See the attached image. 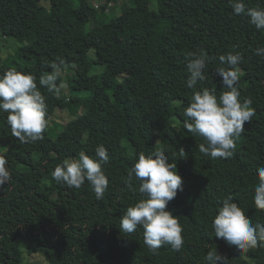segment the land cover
Returning a JSON list of instances; mask_svg holds the SVG:
<instances>
[{"label": "trees", "instance_id": "trees-1", "mask_svg": "<svg viewBox=\"0 0 264 264\" xmlns=\"http://www.w3.org/2000/svg\"><path fill=\"white\" fill-rule=\"evenodd\" d=\"M82 1L95 2L0 0V33L20 42L0 58V74L15 68L35 75L48 116L59 108L74 116L54 136L48 126L43 140L21 144L7 125V113L0 112V155L13 177L0 189V198L10 195L16 203L44 252L42 264H206L207 252L216 249L229 264L245 258L264 264V247L240 254L211 228L228 196L253 224L264 223V210L253 200L257 170L264 166V56L255 54L264 48V31L246 15H234L225 0H128L110 19L108 6L120 0H99L87 18L79 11ZM244 3L264 8V0ZM201 50L210 60L206 80L197 87L216 88L217 95L226 90L215 71L219 56L240 52L243 57L240 99H251L255 115L245 123L231 158L204 156L198 150L203 138L183 126L181 114L192 94L186 87L187 57ZM60 58L63 68L75 66V73L68 76L69 91L56 95L41 88L38 79ZM96 65L104 69L93 72ZM101 144L110 157L103 165L109 187L102 200L87 182L75 189L52 178L64 159L80 151L95 158ZM156 149L166 150L184 182L166 208L184 230L180 252L162 246L153 253L143 243L141 227L131 234L118 228L127 207L142 199L125 184L128 173L140 152ZM133 186L139 187L135 181ZM22 259L19 235L0 228V264Z\"/></svg>", "mask_w": 264, "mask_h": 264}, {"label": "clouds", "instance_id": "clouds-1", "mask_svg": "<svg viewBox=\"0 0 264 264\" xmlns=\"http://www.w3.org/2000/svg\"><path fill=\"white\" fill-rule=\"evenodd\" d=\"M229 3L234 15H246L251 25L264 31V8H246L244 0H229ZM255 54L264 56V48H257ZM187 59L189 76L186 87L192 90V94L189 105L181 114L183 126L193 136L203 138L204 143L198 145V150L204 156L212 160L231 158L236 141L246 131L245 123L255 115L251 99H240L239 65L243 57L240 52L219 56L221 66L215 71L222 77L226 89L219 95L216 88L197 87L206 80L210 60L208 53L204 50L189 53ZM64 63L63 58L50 62L53 70L39 76L40 87L48 93L59 95L65 87L61 81ZM0 112L7 113V125L11 128L12 136L21 144L44 139L51 118L48 116L46 97L38 88L35 75L15 68L0 74ZM166 153L164 149H156L147 155L144 152L138 154L125 184L130 190L138 191L142 199L127 207L118 226L121 234H131L141 227L143 243L153 253L162 246H171L173 251L180 252L185 242L178 217L166 210L178 191H183L184 183L176 163H169L170 157ZM180 153L183 155L184 150L181 149ZM109 158L107 148L101 144L95 149V158L80 151L77 157L64 159L51 175L57 183L68 188L79 189L87 182L96 199L102 200L109 187V179L103 170ZM257 175L258 184L254 188L253 200L256 209L264 210V166L258 168ZM12 179L8 161L0 155V189ZM133 181L138 183V188L133 186ZM233 201L231 196L221 201L222 206L211 224L214 237L236 246L240 254L264 247V223L253 224L252 220L246 218L245 210ZM205 262L229 264L228 258L220 255L217 249L207 252Z\"/></svg>", "mask_w": 264, "mask_h": 264}, {"label": "rangeland", "instance_id": "rangeland-1", "mask_svg": "<svg viewBox=\"0 0 264 264\" xmlns=\"http://www.w3.org/2000/svg\"><path fill=\"white\" fill-rule=\"evenodd\" d=\"M229 3V0H225ZM99 0H95L94 3L82 1L79 11L83 18H87L93 8L98 5ZM128 0H120L118 3H112L108 6L107 18L110 19L114 14L119 15L122 12V8ZM153 8H156V1L151 4ZM90 27V25H89ZM20 44L14 38L4 37L0 33V58H6L12 54L16 47ZM90 55L94 57V52L91 51ZM71 69V70H70ZM70 69L63 68L61 74V81L65 84L62 89L63 93L66 94L69 91V75L72 78L75 73V66H71ZM104 69V65H96L93 72H100ZM73 114L69 109L59 108L51 118L49 127L54 136V131L57 127H61L73 118ZM180 122H176L178 125ZM0 228L5 230L15 231L20 239L23 250V259L18 264H42L45 263V256L41 246L38 244L36 237L23 218L20 210L16 203L13 201L10 195L0 198ZM238 264H255L249 258H245Z\"/></svg>", "mask_w": 264, "mask_h": 264}]
</instances>
